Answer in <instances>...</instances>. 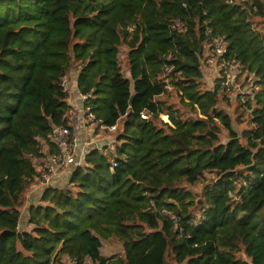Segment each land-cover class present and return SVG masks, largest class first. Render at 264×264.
I'll use <instances>...</instances> for the list:
<instances>
[{
  "label": "trees",
  "instance_id": "obj_1",
  "mask_svg": "<svg viewBox=\"0 0 264 264\" xmlns=\"http://www.w3.org/2000/svg\"><path fill=\"white\" fill-rule=\"evenodd\" d=\"M255 19L264 21V0H0V264H65V255L74 264H264V32ZM217 37L227 42L219 58L256 79L240 103L241 132L218 107L228 100L220 82L202 80ZM73 61L85 102L105 125L118 123L117 142L91 149L72 187L47 188L45 204L29 208L31 229L20 230L38 138L71 106L61 81ZM169 84L178 103L166 98ZM111 237L122 254H102Z\"/></svg>",
  "mask_w": 264,
  "mask_h": 264
},
{
  "label": "rangeland",
  "instance_id": "obj_2",
  "mask_svg": "<svg viewBox=\"0 0 264 264\" xmlns=\"http://www.w3.org/2000/svg\"><path fill=\"white\" fill-rule=\"evenodd\" d=\"M242 1V0H237ZM257 22L256 27L261 29L264 32V21H260L259 19H255ZM210 31V30H209ZM218 42L214 41L213 43H206L205 51L201 58L202 64V72H203V81L205 82V88H214L217 83L220 82L222 85L221 90L224 91V95L228 98L225 99L223 95L220 96V101L218 103V107L226 110L233 119V126L241 132V130L246 126L245 123L239 124L237 122V118L242 110L246 109L240 106L241 101L245 100L246 95H250L254 93L257 89L255 84V76L249 74L246 71H243L242 68L236 64L231 62L228 67L222 72L223 68V60L219 58V54L222 51H218ZM222 50V49H221ZM127 48L125 46L121 47L120 51V64L122 66L123 73L128 76V61H127ZM81 62L73 61L72 65L69 67L66 73V78L69 81H75L77 79L78 73L80 71ZM168 92L166 93L168 100L171 102L178 103L177 93L174 90L172 84L168 85ZM223 97V98H222ZM75 103L76 98L71 96L70 99ZM246 116L249 114L248 111H245ZM163 120H169L167 115H162ZM117 132L109 131L108 129H102L97 127L95 130H90L89 132L83 135L84 138H88L90 140V146L97 147L100 150L102 149H112L115 143L117 142ZM225 140V139H224ZM91 147V148H92ZM107 152V150H105ZM38 157L33 158V163L35 166H38ZM84 164V162H82ZM71 174L65 172L63 176H60L56 179L58 183L52 185L49 183L47 185H43L37 182H31L26 191V203L21 208V220H20V230L22 229H31V226L28 224L29 218V208L30 206H36L40 204H45L42 201L44 191L49 187L55 188H67L72 187L70 183ZM212 177L211 174H206L204 178H202L195 186H192L195 192H202L204 184ZM102 254L106 256H116L122 254L123 246L122 243L116 238H109L102 240ZM65 264H74L70 261V258L65 255L63 257ZM89 264V263H88Z\"/></svg>",
  "mask_w": 264,
  "mask_h": 264
},
{
  "label": "built area",
  "instance_id": "obj_3",
  "mask_svg": "<svg viewBox=\"0 0 264 264\" xmlns=\"http://www.w3.org/2000/svg\"><path fill=\"white\" fill-rule=\"evenodd\" d=\"M173 27L179 31L187 30L185 21L180 18L174 21ZM208 32L210 31L208 30ZM214 41L218 42V51L224 52L226 50L227 42L223 37H217ZM170 56L171 54L168 53L165 57L169 59ZM173 66L166 61L164 64L165 74L170 73ZM228 66L229 62L224 61L223 68ZM61 85L69 93V98L74 96L76 100L75 103L70 104V108L63 115L62 123L54 125L46 138H38L41 156L38 157L36 174L29 183L38 181L43 185L49 183L54 185L58 183L56 179L63 176L65 172L69 171L72 175L74 169L85 161L86 154L95 148L90 146V140L84 138L83 135L97 127L109 131H117L118 129V123L107 126L101 119L97 118L92 107L85 102L90 95H83L80 92L77 79L69 81L64 76ZM142 117H146V115L142 114Z\"/></svg>",
  "mask_w": 264,
  "mask_h": 264
},
{
  "label": "water",
  "instance_id": "obj_4",
  "mask_svg": "<svg viewBox=\"0 0 264 264\" xmlns=\"http://www.w3.org/2000/svg\"><path fill=\"white\" fill-rule=\"evenodd\" d=\"M132 99H133V96L131 97L130 102H132ZM49 188L52 189V188H55V187H52V186H51V187H49Z\"/></svg>",
  "mask_w": 264,
  "mask_h": 264
},
{
  "label": "crops",
  "instance_id": "obj_5",
  "mask_svg": "<svg viewBox=\"0 0 264 264\" xmlns=\"http://www.w3.org/2000/svg\"><path fill=\"white\" fill-rule=\"evenodd\" d=\"M70 99H71V98L68 99L69 103H70V104L74 103V102H72Z\"/></svg>",
  "mask_w": 264,
  "mask_h": 264
}]
</instances>
